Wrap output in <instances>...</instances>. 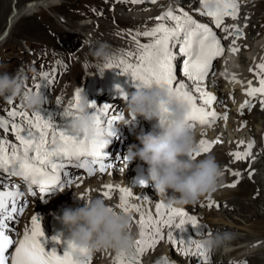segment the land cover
I'll list each match as a JSON object with an SVG mask.
<instances>
[{
  "label": "snow or ice",
  "instance_id": "snow-or-ice-1",
  "mask_svg": "<svg viewBox=\"0 0 264 264\" xmlns=\"http://www.w3.org/2000/svg\"><path fill=\"white\" fill-rule=\"evenodd\" d=\"M124 2L143 3L144 0H124ZM150 3H156L157 0H149ZM204 7L207 8L211 0H201ZM217 5L215 10L202 13L212 17L216 28H220L223 24L225 16H231L232 19L238 17V4L235 0H215ZM161 21H172L174 26L169 27L164 23L146 30L143 33L136 34V43L138 52L135 55L136 63L121 59L119 63L114 64L110 61L105 67L119 68L123 65V72L135 81L137 88H152L154 86L168 87L172 93L179 99L188 103L191 108L190 121L194 128L197 123L200 125H210L217 119L227 120V116L217 117L214 111H210V107L215 101V97L203 91L199 86L195 91L200 93L203 98V103L207 107H198L196 97L188 91V85L179 81L176 76L174 61L177 54L186 57V62L183 65V74L193 83H202L212 70V62L215 58L223 55L224 48L221 45L220 39L211 28L197 23L187 12L181 10L179 14H174L171 11L157 18ZM228 31L227 28L224 29ZM237 39L242 37L239 29H235ZM151 38L150 42L145 44L139 43V36ZM177 45L179 46L177 49ZM174 49L176 51L174 52ZM239 49L233 47V52H238ZM129 57L132 53H127ZM261 72L264 73V64L258 65ZM48 74H44V84H37V92H41V88L48 87ZM233 82H239L233 77ZM258 88L251 87L247 95L255 96L256 94L264 95V78L259 81ZM120 95L124 91L120 89ZM81 99V92L78 90L75 94V108H77ZM60 103V101H57ZM248 102H246L247 104ZM69 109H64L62 115L67 118L63 123H54L55 116L47 109L43 112H36L34 117L30 118L26 112L12 111L11 116L16 118L22 116L28 125L25 129L18 124H12V131L16 135V139L20 143L18 148L16 145L6 144L0 140V173H9L10 175H21L25 183L37 185L43 191L45 189H58L63 191L62 175H67L64 172L65 163L76 164L77 167L87 169L89 175L95 174V165H99V171H106L105 164V144L91 140L86 134L79 133L73 127V121L76 118L74 112ZM91 112L94 113L98 124L105 127L109 131V135L116 136V132L112 127L113 121L108 119L111 111L110 106L105 104L97 107L96 103L90 104ZM166 111V109H165ZM122 118V117H121ZM161 123H165L164 120ZM0 128L7 131V122L0 119ZM51 139L49 140V133ZM221 143L220 140L209 142L202 140L200 142V150L203 153H208L212 150L215 144ZM252 144L248 145V152L233 153L235 160L239 161L251 155ZM11 154L9 155V150ZM199 153H197L198 155ZM84 157L86 159L82 160ZM193 158H196L195 156ZM123 160H125L123 158ZM91 165V166H90ZM234 176H239L238 172L232 173ZM238 182V181H237ZM71 185V181H67ZM236 184H231L229 187H235ZM114 189L108 186V190L103 195L111 199V194ZM119 208L116 209L123 215H132L139 213L138 226L140 228V239L136 241V247L128 254V264H139L138 257L148 249H154L156 244L164 239L163 228L173 226L174 218L177 216L185 217L186 213L178 209L172 208L166 210L163 204H158L156 207V216L153 217L151 211L145 214L140 207L131 205L129 199L131 193L125 189H120ZM35 194V193H33ZM18 195V186L16 191L3 190L0 185V264H85L82 260H76L75 254L79 252L81 255L88 257L90 251L88 249H77L76 246L68 242L67 249L63 255H59L55 250L47 252L41 243V238L44 237V231L41 229L37 219L33 218V229L31 233L25 231L24 238L19 242L14 249V255L9 252L14 241L10 238V232H7L9 225L7 221L13 219L14 215H22L23 206L18 210L16 204V196ZM219 207V205H217ZM185 223L192 225L196 221H186L182 219L177 228L182 229ZM210 235V233H208ZM170 243H176L171 235L168 237ZM57 244H61V240L55 239ZM184 242V241H181ZM187 248L185 255H198L201 259V264H211L210 249L204 247V244L195 239L187 240ZM194 245V249L192 247ZM125 254H120L117 257L119 264H124ZM161 264H169L168 261H162Z\"/></svg>",
  "mask_w": 264,
  "mask_h": 264
},
{
  "label": "bare ground",
  "instance_id": "bare-ground-1",
  "mask_svg": "<svg viewBox=\"0 0 264 264\" xmlns=\"http://www.w3.org/2000/svg\"><path fill=\"white\" fill-rule=\"evenodd\" d=\"M48 1L49 0L43 4L45 5ZM108 1L111 2L113 0ZM119 1L124 3V0ZM36 2L37 1H31L30 6L25 9L27 11L26 13L32 12L37 4L39 5L42 3L41 1ZM260 4H262L264 8V0H261ZM121 7L135 10L136 12L129 15L124 14L121 11L114 12V15H108V18L110 17V19L119 20L121 23L125 22L133 24L134 26H141V29L145 27L144 32L158 26L161 23L169 26L171 22L168 20L152 22L149 18L150 15H144V17L143 14L138 13V10L145 12V9L151 8L153 13L151 14V17L158 18L161 16L165 3L156 7L152 6L147 8H141L138 6L129 7L128 5ZM182 7L187 10V3H183ZM188 9H190V7ZM170 11L173 13H179L174 11V7L171 8ZM167 12H169V7L163 14ZM101 14L103 15L102 12ZM261 14L264 15V9H262ZM16 18V16L12 15L11 31L15 26L14 21ZM2 25L3 21L0 20V29H2ZM79 28V35H85L86 33H80L90 31L91 23L86 22ZM128 28L130 29L127 30V32L132 33L141 30L135 29V27ZM105 29L110 30V33L117 34L113 28ZM87 36L91 39H95V41L99 40L100 42L106 43L109 46V51L114 56L112 61L114 64L119 63L121 59L128 60L130 57L127 53H132L133 56H135L138 52L136 37H131L125 34L126 37L123 40H115L113 38L101 40L97 33H89ZM143 39L148 41L151 40L149 37H143ZM139 43L145 44L144 40L139 41ZM253 46L255 49L253 51L254 53L250 54L248 57L249 62L254 65L264 64V35L263 37L256 39ZM86 69L90 72V74L96 76L93 80L99 81L108 78L111 79L124 74L123 65H120L119 68H101L98 66L97 60H94L92 66ZM101 72L103 75L102 77H99L101 76ZM109 73L111 74L109 75ZM73 74L74 72H72L71 75ZM92 87L93 86L86 87L83 84H79L78 86L74 83L73 86L67 89L60 88L54 95L51 105L49 107L46 106L45 109L55 112L53 103L57 97L63 98V101L60 102V107L64 105L65 108H68L73 105L71 101L75 98V94L78 90L81 92L82 96ZM58 88L59 85L55 88V90L57 91ZM61 112H59L60 115ZM259 115L260 116H253L249 119H244L241 125H230L228 132L220 128L216 129L213 133V139L221 141V143H219L221 146L217 149L213 156H215L217 162L223 170V180L220 183V190L217 198L222 200L223 208H225V210L211 216L210 218L204 217L203 214L199 212H193L192 208L186 204L170 205L169 197L157 194L154 185L148 177L147 165L141 164V161H137V164L132 163L125 167L116 169L112 168L105 177L97 176L95 179L86 182L82 188H76L74 190L72 199L80 200L76 199L74 193L80 196L81 199L89 196H102L107 203L111 202L119 205L121 195L119 190L123 188L132 194L129 199V203L140 207L141 211L145 214H147L148 211H151L153 217H155L156 207L158 204H163L166 210L175 208L185 212V217L177 216L174 218L173 226L171 228H163L164 239L160 240L154 249H148L147 252H144L139 256L142 257L144 264H153L155 259L159 257L166 258L169 264H191V260L188 261L187 255L184 254L188 246L187 240L192 239L188 229L190 223H185L182 229L176 227L182 219L186 221L194 220L201 224L207 223L214 231V235L217 233H229L231 235V238L227 240L223 246L218 248L216 259H219V257L224 258L226 256L225 261L226 263L229 262V264H233V262L235 264H264V154L261 153L259 144L264 140V111ZM20 122L21 120L18 123ZM218 133L222 134L223 137H221ZM2 140L9 145L16 144V142L13 141V137H9L8 139L3 137ZM253 141L254 146L251 148V155L239 161L235 160L232 154L236 152L241 154L248 152V145L252 144ZM234 172H238L240 175H232ZM231 184H236V186L229 187ZM108 186H111L114 189L111 194V199H108L103 195V193L108 190ZM234 209H236V211H234ZM130 217L132 220V229L136 235V239H140V228L138 226L139 213H133ZM169 235L176 239V243H170L168 239ZM111 251L112 250H103L102 253H104L103 258L105 260L108 261L111 259L113 256Z\"/></svg>",
  "mask_w": 264,
  "mask_h": 264
},
{
  "label": "clouds",
  "instance_id": "clouds-1",
  "mask_svg": "<svg viewBox=\"0 0 264 264\" xmlns=\"http://www.w3.org/2000/svg\"><path fill=\"white\" fill-rule=\"evenodd\" d=\"M216 7L215 0L207 6L209 11ZM91 54L101 68L114 59L109 46L103 42ZM0 97L9 101L19 98L25 109L32 112H40L48 103L43 93L25 90L22 77L6 72L0 74ZM123 99L131 117V120L124 121L125 127L134 126L138 117L159 122L158 130L137 136L142 147L132 145L124 156L128 165L137 160L147 165L148 177L158 195L169 197L170 205L193 204L201 196L210 195L218 189L223 170L215 156L209 154L203 159L193 158L199 152V143L189 119L191 108L188 103L177 98L166 86L137 88L130 98L124 92ZM93 102L86 94L81 96L74 112L73 127L91 140L109 145L114 136L98 124L90 111ZM162 120L165 123L162 124ZM74 194L76 199H81ZM82 200L83 207L66 208L60 217L70 231V242L77 249H88L90 252L112 250L122 254L136 247L137 239L130 216L119 213L102 196H89ZM230 238L229 233H217L201 243L208 249H217Z\"/></svg>",
  "mask_w": 264,
  "mask_h": 264
},
{
  "label": "rangeland",
  "instance_id": "rangeland-1",
  "mask_svg": "<svg viewBox=\"0 0 264 264\" xmlns=\"http://www.w3.org/2000/svg\"><path fill=\"white\" fill-rule=\"evenodd\" d=\"M31 1H41L42 3L40 2L41 4H37V6L32 12L26 13L27 11L25 9L30 6ZM46 1L47 0H0V20L3 21V27L2 29H0V66L4 65L0 67V71H5L7 69L5 65L10 67L12 64L15 63L20 65L22 62H28L30 64L32 57H30L29 53L21 57L20 50H25L26 45H28L30 48L29 51H31L35 48H40L45 44L54 49H61L60 56L70 57L71 63L74 64L72 72L80 70L81 67H84L85 69L90 68L92 66L93 61L96 60V58L93 57L91 53L92 50L97 47H94V44H92L90 40L97 45H99L101 42L99 40L95 41V39H91L87 36V34L93 32L92 30L85 31V36L88 37L90 40H87L88 38H84V35H79L80 38L68 35L65 30H79V26L84 23L82 22V19H85L86 17L91 18V16H93V18H95L97 22H102V29H100L99 32L97 30L94 31V33H97L101 40H107V38H111V35H116L114 33H110V30H107L105 28H113L117 34L121 33L124 35L125 33H128L127 30L130 29L128 27H135V29L142 28L141 26H134L133 24L125 22L121 23L119 22V20H113L110 19V17L108 18V15H114V12L121 11L122 13L127 15L134 14L136 12L134 11L133 13H131L133 10L125 9L119 6L118 9L109 8V13H107L106 11H108V7L110 6V4H114L116 2L115 0L111 2L108 0H63L64 4L60 7H52L55 6L56 2H59V0H49L44 5L43 3ZM124 5L125 4H122V6ZM253 5L255 6V8L253 9L256 12V18L261 19L263 16L259 15V13L262 11V9H264L262 4L255 2L253 3ZM168 7L169 11L171 10V8H173L171 2L165 3V7L162 10V14L166 11V9H168ZM101 11H103V15L101 14ZM151 14H153L152 10L149 9V11L144 13L143 16L150 15L149 18L152 22H154L155 20H157V17L152 18ZM12 15L16 16L17 18L14 21L15 26L12 28L11 31ZM100 16L103 19L102 21ZM255 25H258V22ZM95 26L97 27V23L94 24L92 29H96ZM143 29H145V27ZM85 32H82L80 34H84ZM102 35H104L106 38ZM58 40H60L61 42L63 41L64 45L59 44ZM79 42H82V45L76 51L73 52L74 56H71L70 52L68 55L65 53V50L69 47L68 45H75V43H77L76 46H78ZM80 55L86 57V63L84 61V58H79ZM52 59L53 57H51V61ZM90 59L92 63L89 67ZM72 72L66 73L63 77H60V82H62V80H67L71 77H74L75 74L71 75ZM110 74L111 73H109V75ZM102 75L103 73L101 72V76L99 77H102ZM74 82H72L71 80L62 82L64 83V87L59 86L57 91L60 88L67 89L73 86ZM13 108L17 109V106L15 105L13 106ZM26 112H28L31 117H34V114L36 113L29 110H27ZM20 120L21 122H23L25 119L21 117L19 118L18 122ZM10 138L12 137L10 136ZM234 211H236V209H234Z\"/></svg>",
  "mask_w": 264,
  "mask_h": 264
}]
</instances>
